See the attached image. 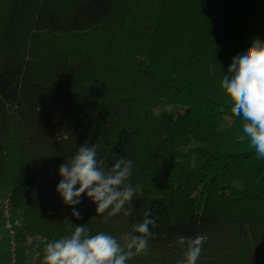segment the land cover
Returning <instances> with one entry per match:
<instances>
[{"label":"trees","instance_id":"obj_1","mask_svg":"<svg viewBox=\"0 0 264 264\" xmlns=\"http://www.w3.org/2000/svg\"><path fill=\"white\" fill-rule=\"evenodd\" d=\"M257 38L264 0H0V197L51 242L79 225L120 239L149 211L128 264H177L198 233L197 264H264V158L221 88ZM81 145L132 161L131 217L86 194L72 216L56 187Z\"/></svg>","mask_w":264,"mask_h":264},{"label":"clouds","instance_id":"obj_2","mask_svg":"<svg viewBox=\"0 0 264 264\" xmlns=\"http://www.w3.org/2000/svg\"><path fill=\"white\" fill-rule=\"evenodd\" d=\"M221 88L231 103V113L243 121L242 129L258 158H264V41L254 39L247 51L233 57ZM60 182L56 192L63 203L72 207V216L81 219L75 207L82 194L96 205V215L107 217L123 214L131 217L135 209L134 197L142 195L141 186L129 183L132 161L117 159L106 166L97 158V149L81 145L78 152L59 166ZM150 225L155 221L144 212L142 222L135 223L120 239L99 232L90 234L86 225L75 226L69 235L47 242L41 264H128L148 251V239L154 234ZM207 236L195 238L178 236L176 243L186 245L183 258L177 264H197Z\"/></svg>","mask_w":264,"mask_h":264},{"label":"built area","instance_id":"obj_3","mask_svg":"<svg viewBox=\"0 0 264 264\" xmlns=\"http://www.w3.org/2000/svg\"><path fill=\"white\" fill-rule=\"evenodd\" d=\"M10 195L0 197V264H41L49 238L30 233Z\"/></svg>","mask_w":264,"mask_h":264},{"label":"rangeland","instance_id":"obj_4","mask_svg":"<svg viewBox=\"0 0 264 264\" xmlns=\"http://www.w3.org/2000/svg\"><path fill=\"white\" fill-rule=\"evenodd\" d=\"M171 107V106H170ZM170 108L168 107H166V110H169ZM164 109H162V108H160V109H158V108H156V111L157 112H161V111H163ZM178 111H181V109L180 108H178ZM229 120V119H228ZM230 121V120H229Z\"/></svg>","mask_w":264,"mask_h":264}]
</instances>
